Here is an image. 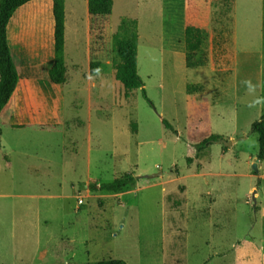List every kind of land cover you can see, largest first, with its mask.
Listing matches in <instances>:
<instances>
[{
	"label": "rangeland",
	"instance_id": "374dc122",
	"mask_svg": "<svg viewBox=\"0 0 264 264\" xmlns=\"http://www.w3.org/2000/svg\"><path fill=\"white\" fill-rule=\"evenodd\" d=\"M122 16L138 20L141 87L116 77ZM53 22L51 0H30L8 23L20 79L0 115V264H264L251 129L264 114V0H112L104 15L65 0L62 80L49 73ZM207 46L225 66L211 68ZM210 134L233 141L197 149ZM126 173L133 185L100 188Z\"/></svg>",
	"mask_w": 264,
	"mask_h": 264
},
{
	"label": "trees",
	"instance_id": "16d2710c",
	"mask_svg": "<svg viewBox=\"0 0 264 264\" xmlns=\"http://www.w3.org/2000/svg\"><path fill=\"white\" fill-rule=\"evenodd\" d=\"M30 0H0V115L4 113L13 92L20 79L10 44L7 38V28L10 18L15 10ZM53 15V56L49 67L51 77L62 80L66 66L64 62L65 42V0H51ZM112 0H87V11L91 15H104L110 13ZM138 20L135 17L122 16L113 33V45L116 50L118 62L116 77L127 88L143 86V81L137 70L136 52L138 39ZM91 72L99 68L97 62L90 63ZM145 94V91H143ZM163 124L175 131L172 123L165 117ZM251 129L258 133V158L264 157V114L252 121ZM218 134H210L199 142L197 149L203 148L209 142L218 139ZM136 176L126 173L112 181L103 182L100 188L119 191L135 183ZM103 264V263H100ZM107 264H125L123 259H110Z\"/></svg>",
	"mask_w": 264,
	"mask_h": 264
},
{
	"label": "crops",
	"instance_id": "0c3cea01",
	"mask_svg": "<svg viewBox=\"0 0 264 264\" xmlns=\"http://www.w3.org/2000/svg\"><path fill=\"white\" fill-rule=\"evenodd\" d=\"M223 5H224V2H222V7H219L218 8V12H220L221 14H225V8L223 7ZM217 10V9H216ZM215 9H213V12L214 11H216ZM208 12V14L210 13L211 14V12H212V9L210 8V10L209 11H207ZM217 12V11H216ZM215 12V13H216ZM226 13H228V15H232L233 14V9L230 7V9H228V11L226 12ZM17 37H18V35H16ZM207 43L209 44V43H216V41L213 39L214 38V35H213V32L212 31H210V32H208L207 33ZM23 42H25V41H23ZM29 42V41H28ZM29 43H31V44H29ZM28 43V45L27 46H25V47H28V46H31V45H33L32 44V41L31 42H29ZM224 45V44H223ZM10 47H11V49H12V51H13V47L10 45ZM207 48H208V46L206 47V49H204V53H203V55L204 56H208L209 57V63H210V66H211V68L212 69H215V68H219L220 66H225V64H222V63H216V62H214V59H213V57H212V55H213V53L214 52H210L209 50L207 51ZM211 53V54H210ZM234 54V55H233ZM231 57H232V62H233V64H234V67H236V52H235V50L234 51H232V53H231ZM207 64H208V62H207ZM202 67H205L206 68V64H202ZM203 74V72L201 73V75ZM200 80H202V78H199Z\"/></svg>",
	"mask_w": 264,
	"mask_h": 264
},
{
	"label": "water",
	"instance_id": "95a60500",
	"mask_svg": "<svg viewBox=\"0 0 264 264\" xmlns=\"http://www.w3.org/2000/svg\"><path fill=\"white\" fill-rule=\"evenodd\" d=\"M214 142H223L224 144H231L233 140H227V139H223V138H218L213 140ZM254 168H256V163H254Z\"/></svg>",
	"mask_w": 264,
	"mask_h": 264
}]
</instances>
